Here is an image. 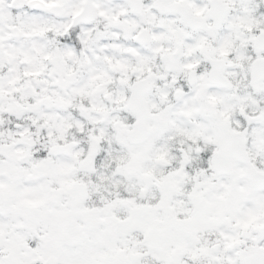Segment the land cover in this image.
Listing matches in <instances>:
<instances>
[{"label": "snow or ice", "instance_id": "6c2138e0", "mask_svg": "<svg viewBox=\"0 0 264 264\" xmlns=\"http://www.w3.org/2000/svg\"><path fill=\"white\" fill-rule=\"evenodd\" d=\"M0 264H264V0H0Z\"/></svg>", "mask_w": 264, "mask_h": 264}]
</instances>
